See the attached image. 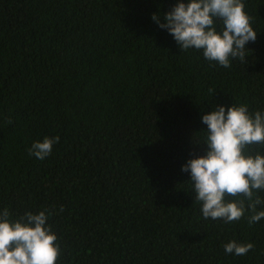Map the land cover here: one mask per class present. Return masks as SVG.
<instances>
[{
	"label": "trees",
	"instance_id": "obj_1",
	"mask_svg": "<svg viewBox=\"0 0 264 264\" xmlns=\"http://www.w3.org/2000/svg\"><path fill=\"white\" fill-rule=\"evenodd\" d=\"M0 264H264V0H0Z\"/></svg>",
	"mask_w": 264,
	"mask_h": 264
}]
</instances>
